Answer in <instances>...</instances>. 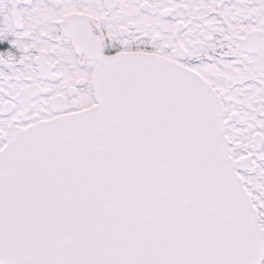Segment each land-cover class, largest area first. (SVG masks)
Masks as SVG:
<instances>
[{
  "label": "snow or ice",
  "instance_id": "obj_1",
  "mask_svg": "<svg viewBox=\"0 0 264 264\" xmlns=\"http://www.w3.org/2000/svg\"><path fill=\"white\" fill-rule=\"evenodd\" d=\"M0 264H264V0H0Z\"/></svg>",
  "mask_w": 264,
  "mask_h": 264
}]
</instances>
